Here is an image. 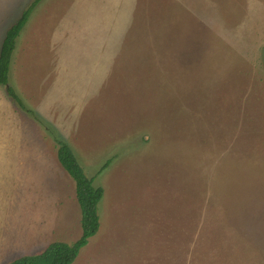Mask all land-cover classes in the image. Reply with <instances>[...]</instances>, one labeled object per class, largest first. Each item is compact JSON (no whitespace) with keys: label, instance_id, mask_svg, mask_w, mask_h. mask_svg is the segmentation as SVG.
Wrapping results in <instances>:
<instances>
[{"label":"rangeland","instance_id":"374dc122","mask_svg":"<svg viewBox=\"0 0 264 264\" xmlns=\"http://www.w3.org/2000/svg\"><path fill=\"white\" fill-rule=\"evenodd\" d=\"M9 84L0 264L82 235L56 138L104 191L73 264H264V0H42Z\"/></svg>","mask_w":264,"mask_h":264},{"label":"trees","instance_id":"16d2710c","mask_svg":"<svg viewBox=\"0 0 264 264\" xmlns=\"http://www.w3.org/2000/svg\"><path fill=\"white\" fill-rule=\"evenodd\" d=\"M42 0H34L23 10L20 17L6 31V35L0 49V85L6 89L7 95L24 111L33 114L26 108L15 89L9 84V72L12 55L15 51L17 40L33 14L36 6ZM42 125H45L40 120ZM58 145V160L64 170L74 180L76 185V197L81 210V237L72 244L54 242L37 255L22 256L9 264H73L80 250L87 246L89 239L95 236L100 228L98 206L103 198L104 191L101 187H95L94 178H88L80 166L75 154L69 145L63 140L55 139ZM110 160L101 168V173L107 167Z\"/></svg>","mask_w":264,"mask_h":264}]
</instances>
